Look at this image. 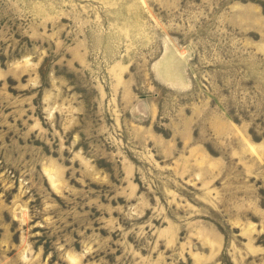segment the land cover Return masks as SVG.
Here are the masks:
<instances>
[{
  "label": "rangeland",
  "instance_id": "374dc122",
  "mask_svg": "<svg viewBox=\"0 0 264 264\" xmlns=\"http://www.w3.org/2000/svg\"><path fill=\"white\" fill-rule=\"evenodd\" d=\"M0 264H264V0H0Z\"/></svg>",
  "mask_w": 264,
  "mask_h": 264
},
{
  "label": "bare ground",
  "instance_id": "6f19581e",
  "mask_svg": "<svg viewBox=\"0 0 264 264\" xmlns=\"http://www.w3.org/2000/svg\"><path fill=\"white\" fill-rule=\"evenodd\" d=\"M50 178H52V176H50ZM52 179H53V178H52ZM52 179H51V180H52Z\"/></svg>",
  "mask_w": 264,
  "mask_h": 264
}]
</instances>
